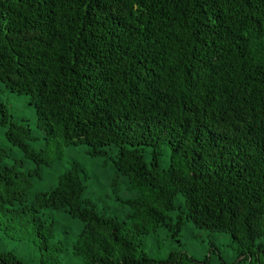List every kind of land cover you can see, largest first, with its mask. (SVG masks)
Instances as JSON below:
<instances>
[{"label":"trees","instance_id":"16d2710c","mask_svg":"<svg viewBox=\"0 0 264 264\" xmlns=\"http://www.w3.org/2000/svg\"><path fill=\"white\" fill-rule=\"evenodd\" d=\"M0 81L31 97L45 130L42 149L29 125L6 130L23 157L7 163L0 144V230L64 252L47 212L66 211L83 224L70 247L87 264H197L140 249L174 212L179 225L230 233L246 258L264 247V0H0ZM9 117L0 102V123ZM79 144L116 148L138 191L126 220L85 199L78 165L30 196ZM0 264L25 263L0 248Z\"/></svg>","mask_w":264,"mask_h":264},{"label":"rangeland","instance_id":"374dc122","mask_svg":"<svg viewBox=\"0 0 264 264\" xmlns=\"http://www.w3.org/2000/svg\"><path fill=\"white\" fill-rule=\"evenodd\" d=\"M0 102L5 104L10 115L6 126L0 123V144L9 150L5 161L11 163L14 159L23 157L22 152L6 138V130L11 122L29 125L33 138L28 143L35 149H42L45 145V130L38 126L37 112L31 97L12 91L0 81ZM145 149L148 152L150 148ZM105 152L94 155L86 144L66 148L61 157H55L52 166L44 168L43 176L35 180L30 196L36 192L50 191L57 184L60 175L69 167L78 165L86 186L85 199L92 202L98 210H104L108 216L126 220L131 212L126 200L138 196V191L130 187L127 177L118 173L114 164L116 148L107 146ZM147 159H150L148 153ZM31 162H27V167L33 165ZM169 162L170 149L163 147L160 166L167 168ZM47 213L52 217L51 221H56V239L67 237L68 244L64 252H58L52 247L41 250L32 239H17V234L11 228L8 232L0 230V248L14 250L25 264H42L43 257L48 264H87L70 247L83 227L81 221L69 217L66 211ZM56 239L52 240V245H55ZM257 243L264 244V238L258 239ZM140 249L158 260L166 259L172 250H178L194 257L197 264H264V247L258 251L257 256L248 255L246 258L245 254L239 252L230 233L199 228L187 220L179 225L174 212L170 213L167 224L140 237Z\"/></svg>","mask_w":264,"mask_h":264}]
</instances>
